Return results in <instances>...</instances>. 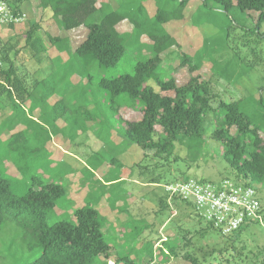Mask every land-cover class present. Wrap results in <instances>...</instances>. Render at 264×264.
<instances>
[{
	"label": "rangeland",
	"instance_id": "1",
	"mask_svg": "<svg viewBox=\"0 0 264 264\" xmlns=\"http://www.w3.org/2000/svg\"><path fill=\"white\" fill-rule=\"evenodd\" d=\"M103 3L118 8L117 0H98V7ZM145 7L146 19H153L160 8L166 10L169 21L161 29L176 43L162 55L165 58L160 71L162 78L174 77L179 86L185 85L194 76L189 67L182 66L180 61L181 56L188 55L192 64L201 65V74L210 85L213 107H218L221 99L243 100V109L254 123L263 128L264 133V109L258 103L261 97L264 100V25L260 35L252 30L257 23V14L232 12L231 16H225L220 8L207 10L198 0H192L181 10L173 0H147ZM24 10L25 18L14 24L15 29L0 26V51L16 64L17 73L25 79L28 88L56 72L52 86L57 90L50 97H45L47 90H42V96L38 94L29 101V104L33 101L37 103L36 113L29 111L28 104L15 112L10 108L3 110L5 103L0 105V172L9 181L12 191L24 195L34 177L46 183L63 185L66 195L58 201L55 212L48 215L49 222H71L75 210L86 205L94 206L106 218L105 237L111 245L119 248L120 254L130 251L135 257L141 253L143 245H140L146 241L159 242L166 237V233L173 236L180 231L181 235L187 233L186 237L193 236L194 239L191 244L186 242L187 248L180 251V256L195 251L202 264H219L226 258L231 259L232 264H238L239 258H255L259 254L264 257V216L260 225H252L241 235L242 238L235 244L239 253L235 254V258L229 256L234 251H229L221 257L214 254L215 259L206 257L205 262L202 261L203 254L226 247L232 236L211 231L205 239H199L195 233L205 227V223L198 222L201 217L191 204L192 209L175 210L174 216L167 211L162 216H156L160 198L168 197L172 207L173 199L166 192L169 185L189 181L219 184L231 180L239 183V179L224 161L221 147L211 139L216 128L213 112L205 124L207 148L196 160H192L187 149L181 145H177L171 154L142 152L137 146L126 144L118 135L120 123L114 117L112 106L119 105L124 97L116 99L111 105L109 94L100 89L99 82L103 78L132 74L138 61L151 56L149 38L144 35L140 43L134 42L128 36L133 26L124 21L119 31L126 36L128 48L116 66L100 68L96 62L89 65L72 63L66 54H59L50 44V37H65L66 34L58 29L49 13L41 12L39 0H29ZM41 17L43 28L40 37L47 54L35 60L31 58V50L25 46L24 36L28 22ZM176 17L179 19L176 20ZM86 35L84 28L67 35L74 50ZM12 46L14 49L9 51ZM20 49L21 52L16 55L15 52ZM57 57L61 60L54 63L51 58ZM0 68L5 69L7 65L0 64ZM221 72L227 77L221 76ZM120 115L126 121L141 118L138 111L128 108H123ZM27 117L35 118L40 126L29 122ZM42 126L52 138L43 152ZM18 131L25 133L28 143L23 145L20 142L22 147L13 151L11 147L15 149L16 143L10 147L11 137ZM157 131L161 129L157 128ZM114 159L117 162L112 168L110 161ZM115 176H120L122 180L106 186V182ZM184 176H188L189 181L184 182ZM160 177L163 179L158 184L153 183ZM259 196L264 206V191H260ZM148 222L154 225L153 228L144 231L139 240L130 243L124 250L122 245L128 239L129 231L136 225L143 228ZM140 258L141 255L137 261ZM167 264L191 263L180 257L171 259Z\"/></svg>",
	"mask_w": 264,
	"mask_h": 264
},
{
	"label": "trees",
	"instance_id": "2",
	"mask_svg": "<svg viewBox=\"0 0 264 264\" xmlns=\"http://www.w3.org/2000/svg\"><path fill=\"white\" fill-rule=\"evenodd\" d=\"M5 1L16 12L23 13L24 5L29 0ZM117 1V9L109 3H103L98 7V0H39V7L42 13H49L58 29L66 34L65 37H50L49 41L59 54H66L72 63L82 62L84 65H89L91 62H96L100 68L116 66L126 55L128 48L125 42L126 36L119 31V26L124 21H128L133 26V31L128 36L134 42L140 43L144 35L149 38L151 56L138 61L132 74L120 75L113 79L103 78L99 82L100 89L109 94L111 105L116 99L124 97L119 105L112 106L114 117H117L120 123L118 135L126 144L137 146L142 152L171 154L177 145H181L187 149L191 159L196 160L207 148L205 124L207 117L213 112L216 128L211 139L221 147L222 157L229 169L239 179L237 180L239 183L253 187L258 192L264 191L263 128L254 123L243 109L244 101L221 99L218 101V107L214 108L210 85L201 74V65L192 64L191 58L185 54L180 58L181 64L189 67L194 76H191L183 86H179L174 77L164 80L160 73L165 61L162 55L176 45L171 35L161 29L162 25L169 21L166 10L160 8L153 19H146L147 0ZM191 1L173 0L179 10L185 8ZM198 1L207 10L212 11L214 7L220 8L225 16H231L232 12H238L241 15L257 14V23L252 30L260 35L264 25V0ZM177 19L179 17H176ZM15 26L10 24L4 27L15 29ZM241 26L245 28L244 24ZM42 28V17L39 20L29 21L24 36L25 46L31 50V58L35 60H40L44 54H47V49L40 37ZM80 28L86 29L87 35L74 50L67 35ZM13 49L12 46L8 50ZM20 52L21 49L15 54L18 55ZM51 59L54 63L61 60L60 57ZM0 64L7 65L5 69L0 68V87L2 88L0 105L6 104L3 110L10 108L15 112L16 109H23L28 104L29 111L36 113L37 103L33 101L29 104V101L35 99L38 94L42 96V90H47L45 97L55 94L57 88L52 84L56 72L38 80L32 88H28L25 79H21L18 75L16 64L9 60L3 51H0ZM220 75L227 77L222 72ZM258 103L264 109L262 97ZM123 108L138 111L141 115L140 120H124L120 115ZM28 120L40 126L35 118H28ZM157 128L161 131H157ZM51 140L49 132L42 126V152L46 143ZM20 142L23 145L28 143L22 131L12 135L10 147L16 143V148L11 147V149L18 151L22 147ZM116 160L110 161L112 168L115 167ZM161 179L163 177L155 179L153 183L158 184ZM121 180L120 176H115L111 181L106 182V186ZM183 181H189L188 176H184ZM65 195L66 188L63 185L46 183L38 177L32 178L31 185L24 195H17L12 191L9 181L0 172V264H109L110 262L150 264L154 261L167 264L171 259L180 257L191 264H202L196 257L195 251L192 253L188 251L180 256V251L194 241L193 236L186 237L187 233L181 235L180 231L173 236L166 233V237L159 242L146 241L145 244L140 245H143L141 253L136 254L135 257L131 256L130 251L120 254L119 248L111 245L105 237L103 229L106 218L103 212L91 205L75 210L74 220L71 222L50 223L48 215L55 212L58 201ZM172 203L171 207L166 196L160 198L156 216H162L165 211L174 216L175 210L192 209L190 204L176 198L172 200ZM262 215L264 216L263 205ZM198 222L205 223V227L195 233L199 239H205L211 231L221 234L202 219L198 218ZM256 224L260 225V223L254 225ZM153 226L148 222L143 225V228L137 225L132 228L127 234L128 239L122 245L124 250L130 243L139 240L144 231L151 230ZM248 228L250 227L231 235L229 244L226 246L228 242L225 243L226 247L220 248L217 252L213 249L208 255L203 254L202 261L205 262L206 257L215 259L216 253L221 257L229 251H234L229 256L235 258V254L238 253L235 244ZM140 255L141 258L137 261ZM239 260L238 264L242 262L245 264L247 260H249L248 264H264V257L260 254L255 258L252 256L239 258ZM219 264H232V261L226 258Z\"/></svg>",
	"mask_w": 264,
	"mask_h": 264
},
{
	"label": "built area",
	"instance_id": "3",
	"mask_svg": "<svg viewBox=\"0 0 264 264\" xmlns=\"http://www.w3.org/2000/svg\"><path fill=\"white\" fill-rule=\"evenodd\" d=\"M24 18L25 15L16 12L7 1L0 0V26L17 24ZM166 192L170 199L191 204L203 221L224 236L263 222L259 192L245 184L231 180L219 184L189 181L169 185ZM150 264L160 263L154 261Z\"/></svg>",
	"mask_w": 264,
	"mask_h": 264
}]
</instances>
